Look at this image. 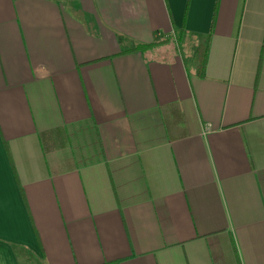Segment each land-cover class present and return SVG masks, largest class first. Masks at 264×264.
Masks as SVG:
<instances>
[{
    "label": "crops",
    "instance_id": "1",
    "mask_svg": "<svg viewBox=\"0 0 264 264\" xmlns=\"http://www.w3.org/2000/svg\"><path fill=\"white\" fill-rule=\"evenodd\" d=\"M0 264H264V0H0Z\"/></svg>",
    "mask_w": 264,
    "mask_h": 264
},
{
    "label": "trees",
    "instance_id": "2",
    "mask_svg": "<svg viewBox=\"0 0 264 264\" xmlns=\"http://www.w3.org/2000/svg\"><path fill=\"white\" fill-rule=\"evenodd\" d=\"M155 45H158V43H154L151 45L139 46V48L145 49L148 47H153ZM206 55H207V44H205V43L199 44L197 47V54H196V58H195L197 74L199 76H203V74H204Z\"/></svg>",
    "mask_w": 264,
    "mask_h": 264
}]
</instances>
